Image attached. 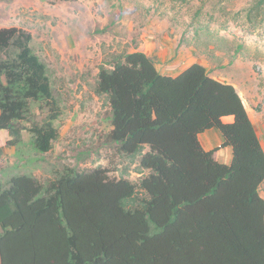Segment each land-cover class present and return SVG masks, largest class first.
Masks as SVG:
<instances>
[{"label": "trees", "instance_id": "obj_1", "mask_svg": "<svg viewBox=\"0 0 264 264\" xmlns=\"http://www.w3.org/2000/svg\"><path fill=\"white\" fill-rule=\"evenodd\" d=\"M242 10L264 23V0ZM31 41L22 28L0 29V133L17 146L28 130L48 153L62 109ZM96 93L111 107L109 143L140 155L147 174L135 183L66 166L46 183H0V264H264V147L238 90L200 63L163 75L135 51L100 70ZM35 104L46 115L32 123ZM212 129L231 164L202 145Z\"/></svg>", "mask_w": 264, "mask_h": 264}, {"label": "rangeland", "instance_id": "obj_2", "mask_svg": "<svg viewBox=\"0 0 264 264\" xmlns=\"http://www.w3.org/2000/svg\"><path fill=\"white\" fill-rule=\"evenodd\" d=\"M247 2L0 0V29L18 27L32 34L33 53L46 66L62 109L54 122L58 138L48 153L35 146L28 130L17 146L8 144V132L0 134V183L6 186L17 175L46 183L66 166L81 171L102 168L112 179L139 183L147 174L140 155H124L109 143L111 107L107 96L96 93V83L100 70L111 69L115 57L146 50L150 41L181 47L183 61L203 64L212 75L230 79L264 121V23L246 22L242 9ZM156 53L159 67H168V60ZM45 115L35 104L28 119L41 122ZM138 193L139 200L143 193Z\"/></svg>", "mask_w": 264, "mask_h": 264}, {"label": "crops", "instance_id": "obj_3", "mask_svg": "<svg viewBox=\"0 0 264 264\" xmlns=\"http://www.w3.org/2000/svg\"><path fill=\"white\" fill-rule=\"evenodd\" d=\"M146 50H141L142 52L146 53L147 55L153 57L155 59V54L157 50H159L158 56L160 60L167 61L168 60V67H162L160 68L158 63L156 62V66L158 70L166 76H178L180 73H182L185 69H187L192 64H195V62L188 63L189 60L186 62L183 61L184 59V52L181 50L182 48L176 47H160L157 45V43H148ZM159 47V49H157ZM188 57V56H187ZM173 61V62H172ZM172 62V63H171ZM188 63V64H186ZM197 63V62H196ZM208 69V68H207ZM210 72V70H208ZM210 75L224 83L232 84L239 92L240 96L243 99V102L248 110L249 116L254 124V127L258 133V136L261 139L262 145L264 147V124L262 123L263 119L261 120V115L254 112L252 109V105L249 103V100L244 97V94H242V91L239 89L237 84L232 82L230 79L226 80L223 76L218 75H212L210 72ZM226 122L232 121V119H226ZM264 122V121H263ZM217 129H212L209 131H206L205 133L201 134L200 140L204 148L208 151L219 149V151L216 152V159L223 164H231L232 158H233V152L230 147H222V144L224 142L222 134L216 132ZM220 132V131H219ZM1 134V133H0ZM207 136V137H206ZM216 148V149H215Z\"/></svg>", "mask_w": 264, "mask_h": 264}]
</instances>
